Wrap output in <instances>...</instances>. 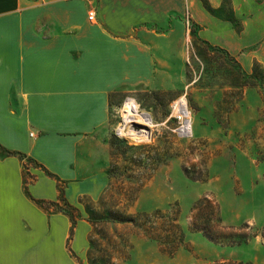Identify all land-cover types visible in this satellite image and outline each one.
<instances>
[{"label":"crops","instance_id":"0c3cea01","mask_svg":"<svg viewBox=\"0 0 264 264\" xmlns=\"http://www.w3.org/2000/svg\"><path fill=\"white\" fill-rule=\"evenodd\" d=\"M205 4L224 0H0V263L87 264L91 222L71 237L69 215L41 203L58 182L78 209L99 198L116 113L173 85L182 18L227 27Z\"/></svg>","mask_w":264,"mask_h":264},{"label":"rangeland","instance_id":"374dc122","mask_svg":"<svg viewBox=\"0 0 264 264\" xmlns=\"http://www.w3.org/2000/svg\"><path fill=\"white\" fill-rule=\"evenodd\" d=\"M206 10L231 33L184 16L173 85L132 96L153 117V140L117 138L116 113L105 140L101 194L79 208L92 224L87 264H264V0H224L215 10L205 4ZM182 96L193 111L187 140L169 119ZM205 201L218 208L221 225L233 229L223 232L251 239L228 246L205 237L195 223ZM144 214L155 238L128 222ZM170 226L185 236L179 248L164 232Z\"/></svg>","mask_w":264,"mask_h":264},{"label":"trees","instance_id":"16d2710c","mask_svg":"<svg viewBox=\"0 0 264 264\" xmlns=\"http://www.w3.org/2000/svg\"><path fill=\"white\" fill-rule=\"evenodd\" d=\"M32 163V161H31ZM49 176L52 178H55L53 175H51L48 171H46ZM28 183V180H26ZM59 183L60 187V193L61 197L58 202H42L41 204L46 209H52L57 208L60 211L65 212L69 215L72 223V230H71V237L75 231V228L78 224V222L82 219V214L80 210L74 206H72L69 202H67L65 196H64V188L63 185ZM65 204L66 208H61V204ZM207 205V206H206ZM197 215L195 218L196 228L201 231L205 237L210 239L211 241L226 244L228 246H237L240 245L243 242H247L251 239L253 235H249L246 233H226L223 231L226 230H233L231 228L227 229L224 228L221 225V220L218 217V208H214L208 201H205L201 207L197 209ZM95 222V221H94ZM132 223L135 227H137L145 236H149L151 238H155L152 234L153 230V222L151 221V217L147 214L139 215L134 220L128 221ZM245 228V229H244ZM240 228L238 230H246L249 229L248 226ZM176 230V232H175ZM170 238V243L173 245L174 249L179 248L180 245L184 241V234L177 226H170L168 230H164ZM172 238H174L172 240ZM159 240H161L160 237H158ZM68 247L70 251L72 252L70 248V241L68 243ZM73 257L77 260V256L72 252ZM208 264H245L242 262H232V261H220V262H214V263H208Z\"/></svg>","mask_w":264,"mask_h":264},{"label":"built area","instance_id":"2783aa9c","mask_svg":"<svg viewBox=\"0 0 264 264\" xmlns=\"http://www.w3.org/2000/svg\"><path fill=\"white\" fill-rule=\"evenodd\" d=\"M96 11L91 10L90 21H95ZM187 25H190L188 19ZM119 122L115 135L119 139H130L137 144L150 143L154 138L153 117L142 110L140 103L128 97L118 109ZM169 119L175 123L174 132L180 139H190L194 132L193 111L186 96L176 99L170 108Z\"/></svg>","mask_w":264,"mask_h":264}]
</instances>
